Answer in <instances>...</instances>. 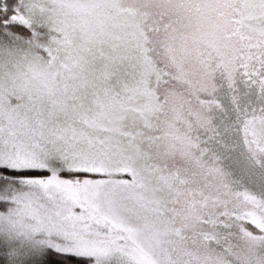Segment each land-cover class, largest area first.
<instances>
[{"label": "snow or ice", "instance_id": "6c2138e0", "mask_svg": "<svg viewBox=\"0 0 264 264\" xmlns=\"http://www.w3.org/2000/svg\"><path fill=\"white\" fill-rule=\"evenodd\" d=\"M0 264H264V0H0Z\"/></svg>", "mask_w": 264, "mask_h": 264}]
</instances>
